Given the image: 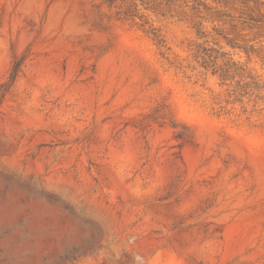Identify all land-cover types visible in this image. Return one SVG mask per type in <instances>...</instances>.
I'll return each mask as SVG.
<instances>
[{"label":"rangeland","instance_id":"obj_1","mask_svg":"<svg viewBox=\"0 0 264 264\" xmlns=\"http://www.w3.org/2000/svg\"><path fill=\"white\" fill-rule=\"evenodd\" d=\"M0 264H264V3L0 0Z\"/></svg>","mask_w":264,"mask_h":264},{"label":"trees","instance_id":"obj_2","mask_svg":"<svg viewBox=\"0 0 264 264\" xmlns=\"http://www.w3.org/2000/svg\"><path fill=\"white\" fill-rule=\"evenodd\" d=\"M101 1H103V3H106V4H108L109 6H113V5H115V3L117 2V0H101ZM124 1L125 0H121V2L122 3H124ZM254 1H261L262 3H264V0H254ZM125 14V13H124ZM149 31H151V34H152V40H154V41H156L157 43L159 42V36H157L156 34H155V31H154V29H152V28H150L149 29ZM203 35H204V33L203 32H201V31H198L197 32V36L198 37H203Z\"/></svg>","mask_w":264,"mask_h":264}]
</instances>
